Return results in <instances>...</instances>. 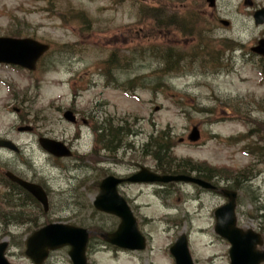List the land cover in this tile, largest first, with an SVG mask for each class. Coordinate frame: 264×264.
Returning a JSON list of instances; mask_svg holds the SVG:
<instances>
[{"label": "rangeland", "instance_id": "374dc122", "mask_svg": "<svg viewBox=\"0 0 264 264\" xmlns=\"http://www.w3.org/2000/svg\"><path fill=\"white\" fill-rule=\"evenodd\" d=\"M244 1L217 0L214 10L230 26L226 28L218 21V29L213 30L208 19L213 10L204 0H0V36L23 33L52 45L35 74L0 65V137L24 146L25 151L16 159L4 153L0 169L30 171L53 192L48 219L39 211L8 201L0 192V217L84 224L95 233L115 228L116 220L91 208L97 194L95 185L107 174L105 169L124 175L134 172L135 165L156 167L154 158L145 154V145L150 136L158 137L160 130L169 129L175 156L189 160L194 167L215 169L221 185L246 170L252 179L249 191L239 192V226L264 230L260 221L264 216V157L260 150L264 78L258 69L260 62L254 65L241 60V52H249L264 37V27L256 26L252 16L264 0H252L251 8ZM143 8L160 9L164 16H175L183 25L159 24L155 16L142 13ZM162 46L194 59L179 70L185 72L167 78L165 91L140 88L123 93L106 85V75L112 73L105 65L110 53L115 52L120 59L126 56L129 64L134 55L142 61L149 59L137 67L129 65V73L119 72L118 78L125 82L136 75L157 72L151 70L158 67L151 53ZM223 49L241 51L228 53L226 68L212 73L215 68L210 58H216ZM70 108L78 113L79 127L63 118ZM111 117L115 127L125 122L132 130L124 142L126 152L121 148L116 156L104 150L94 128L89 127ZM83 119L89 125L82 123ZM26 124L35 128L34 134L17 131ZM194 127H198L201 138L197 144H190L188 137ZM76 129H80L78 140H74ZM250 129L255 131L248 140L258 149V153L254 151L256 159L244 151L246 142L229 140L247 137ZM41 136L68 145L72 142L74 158L50 159L37 144ZM177 186L170 184L158 192L149 186L123 188L134 202L141 231L148 235L146 252H114L95 236L90 264H173L169 248L183 233L190 234L196 264H229V245L214 232V211L224 200L212 194L200 201L195 188ZM255 197L257 204L251 201ZM22 225L13 226L21 231ZM1 234L0 241L6 240ZM13 235V244L26 240L22 234ZM14 251L13 261L30 263ZM68 261L67 253L61 250L49 263Z\"/></svg>", "mask_w": 264, "mask_h": 264}, {"label": "water", "instance_id": "95a60500", "mask_svg": "<svg viewBox=\"0 0 264 264\" xmlns=\"http://www.w3.org/2000/svg\"><path fill=\"white\" fill-rule=\"evenodd\" d=\"M211 6L215 0H207ZM256 24L264 23V8L255 14ZM49 49L48 46L40 44L31 39H0V63H10L20 65L35 70L38 59ZM264 53V48L259 47ZM65 117L73 120L71 113H67ZM200 137L198 129L195 127L189 136L192 142H196ZM8 142H0V146H9ZM46 149L52 153L57 150V145L50 143ZM68 155L70 153H67ZM131 181L133 182H190L194 181L187 176H156L143 169L141 173L135 175ZM121 180L113 177L105 179L100 186V194L94 203L98 210L113 214L121 219V224L116 232L105 236L106 241L122 248L132 250H142L145 247L144 238L137 229L136 221L132 212L126 205L125 200L117 193L116 187ZM201 185L211 188L210 185L196 180ZM38 200L42 201L47 207L46 196L42 189L35 185L24 184ZM224 195L229 202L218 209L215 213L216 226L215 232L226 239L230 245V264H261L264 262V251H259L257 246L263 244L260 235L252 230L246 232L237 228L235 207L236 193L225 192ZM89 233L86 230L63 224H52L35 233L27 243L28 255L33 257L37 263L46 257L48 250L58 249L69 245L71 251L69 253L73 264H86L85 250L88 242ZM177 264H193L188 252L187 244L184 238L177 241L175 246L171 248ZM0 264H6L3 260L0 247Z\"/></svg>", "mask_w": 264, "mask_h": 264}, {"label": "trees", "instance_id": "16d2710c", "mask_svg": "<svg viewBox=\"0 0 264 264\" xmlns=\"http://www.w3.org/2000/svg\"><path fill=\"white\" fill-rule=\"evenodd\" d=\"M144 12V8L142 9V13ZM153 14L157 18V23L162 24L161 12L159 11H152ZM161 19V20H160ZM18 33H14L11 36H19L16 35ZM152 58H156L158 60V67L154 69H160L163 67L161 71L154 70L157 72H150L148 76L141 75L137 76V78L131 79L125 90L130 92L131 90L135 89L138 86L143 87L144 89L150 88L152 92H156L158 90L166 89L167 85L166 82L168 77H172L174 75L182 74L183 71H179L181 68L186 67V64L193 61V58L185 57L179 54L177 51H173L171 49L166 48L164 51L158 54H151ZM195 56V55H194ZM120 57L117 56L116 53H113L109 60L107 61V68L108 70L112 67H116L119 63ZM161 59V60H160ZM156 60V61H157ZM132 62L138 63L139 60L136 57L132 58ZM161 63V64H160ZM185 72V71H184ZM202 110V109H200ZM203 111V110H202ZM207 112V111H204ZM126 126V127H125ZM96 130V128H95ZM98 133V140L103 145L104 149L110 152L112 155L116 156V153L119 149L124 148L126 144L124 142L131 134V131L128 128L126 123L118 124L115 127L114 124L111 122L104 121L99 124L97 127ZM240 140V139H238ZM262 145H260V150L263 151L261 156L264 157V140L261 141ZM173 135L169 131V129L160 130L158 137H149V141L145 145V154L151 155L155 162L157 168L165 174H181L187 173L188 169L190 168V162L182 159H178L175 154L173 153ZM245 150L249 155H253L256 157L255 152L258 153V149L255 148V145L248 143L245 146ZM195 168L194 166H191ZM199 167V166H198ZM196 167V168H198ZM190 168V169H192ZM208 172L211 174H218L215 169L207 168ZM250 170V169H248ZM239 171L237 175L231 177V182L229 183L228 187L234 191H249V177L245 174L246 172ZM219 172V171H218ZM188 174V173H187ZM221 174V173H220ZM252 203L257 204V198L251 199ZM264 211V210H263ZM261 223L264 224V216L260 219ZM109 232V230L105 231Z\"/></svg>", "mask_w": 264, "mask_h": 264}, {"label": "flooded vegetation", "instance_id": "af4514ba", "mask_svg": "<svg viewBox=\"0 0 264 264\" xmlns=\"http://www.w3.org/2000/svg\"><path fill=\"white\" fill-rule=\"evenodd\" d=\"M250 1H251V3H250L251 7H253L254 2L252 0H250ZM263 6H261L259 8L261 9ZM209 17L212 20L217 19V22L220 21V17L218 16L217 12H212L211 15H209ZM262 27H264V25ZM262 40H264V37H261L260 40H257L255 45L259 41H262ZM241 54H242V57H244L243 53H241ZM248 55H251V54L249 53ZM252 57L255 58L256 60L263 59L262 56H258L256 54H252ZM83 122L89 125V123L84 119H83ZM38 142H39V140H38ZM69 144L71 145L72 142H69ZM39 145H40V143H39ZM24 152H25L24 146H21V150L18 152H15V154L14 153L9 154L5 151L0 150V156L4 155V153H7L11 156H14L16 159V158H20V155H22ZM32 153H34V152H32ZM26 156H27V154L23 155V157H26ZM17 162H18V160H17ZM1 170L4 173L12 172L13 174H15L16 176H18L19 178H21L25 181H30V182H34V183L42 185L43 188L46 190V192L48 191L47 193L50 194V197H52L53 192H52L51 188L49 187V185H47V183H45V182H38L36 175L31 173L30 171H19L17 168H14V167H11V169L2 168ZM5 176H6V174H5ZM129 176H130V174L125 176V177H129ZM39 179L42 180V177ZM6 185L8 186V188H10L12 190V192L10 190H7L6 193L13 195V197L11 199H8V201L14 202L23 208H28L29 210L36 211L35 205L37 204L36 203L37 200L29 192H27L26 190L21 188L19 185L14 184V183H11L10 185L6 184ZM192 186L195 188L197 197H199L200 200L204 195H210L211 196V191H207L208 192L207 193L204 190H202V188H200L196 185H192ZM157 189H161V188L159 187ZM161 190H163V188ZM49 194H48V196H49ZM127 200H128V203L132 206V208H134V202L130 199H127ZM23 208H21V209H23ZM40 212L42 214H44L42 210H40ZM13 216L14 217H9L7 215H4L1 217L0 231L6 232L8 234V236H10V237L14 236L13 234H22L25 237L29 236L31 234L30 229H32L33 227H35V225H37L36 219H34V218L27 217V216H24L23 218H21V216L20 217H16L15 215H13ZM16 223L17 224H23L21 231L18 229V226H13ZM26 226H27V229H26ZM42 226H40V227H42ZM13 247H17V245H15Z\"/></svg>", "mask_w": 264, "mask_h": 264}]
</instances>
